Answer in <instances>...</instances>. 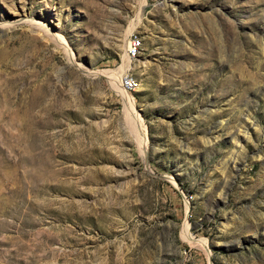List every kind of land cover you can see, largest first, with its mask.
<instances>
[{
  "label": "rangeland",
  "instance_id": "374dc122",
  "mask_svg": "<svg viewBox=\"0 0 264 264\" xmlns=\"http://www.w3.org/2000/svg\"><path fill=\"white\" fill-rule=\"evenodd\" d=\"M0 264H264V0H0Z\"/></svg>",
  "mask_w": 264,
  "mask_h": 264
},
{
  "label": "built area",
  "instance_id": "2783aa9c",
  "mask_svg": "<svg viewBox=\"0 0 264 264\" xmlns=\"http://www.w3.org/2000/svg\"><path fill=\"white\" fill-rule=\"evenodd\" d=\"M141 45L140 36L136 32H129L127 36L125 54L128 58L135 57ZM118 83L125 91H132L137 86V79L130 72L125 71L119 75Z\"/></svg>",
  "mask_w": 264,
  "mask_h": 264
},
{
  "label": "bare ground",
  "instance_id": "6f19581e",
  "mask_svg": "<svg viewBox=\"0 0 264 264\" xmlns=\"http://www.w3.org/2000/svg\"><path fill=\"white\" fill-rule=\"evenodd\" d=\"M126 64H129V61H128V59H127V61H126ZM114 80V79H113ZM113 84L116 86V87H118V85H117V82L114 80V82H113ZM121 87V86H120ZM128 101H131V100H129V97H128ZM189 238H190V240H193V238L191 237V236H189V234L187 235ZM196 242V241H195Z\"/></svg>",
  "mask_w": 264,
  "mask_h": 264
}]
</instances>
